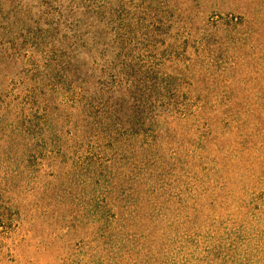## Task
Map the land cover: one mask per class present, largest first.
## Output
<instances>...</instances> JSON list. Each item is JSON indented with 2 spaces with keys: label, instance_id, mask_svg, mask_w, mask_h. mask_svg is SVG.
Listing matches in <instances>:
<instances>
[{
  "label": "trees",
  "instance_id": "16d2710c",
  "mask_svg": "<svg viewBox=\"0 0 264 264\" xmlns=\"http://www.w3.org/2000/svg\"><path fill=\"white\" fill-rule=\"evenodd\" d=\"M243 18L229 27L236 35L249 30L263 41L264 14ZM125 20L123 13L113 20L109 0H0L3 36L46 50L45 77L87 108L77 118L81 137L92 138L101 127L103 135H97L105 144L93 159L86 155L87 166L73 175L52 177L84 204L64 205L69 225L59 228L65 234L41 231L45 237H31L35 250L17 256L18 261L264 264V255L247 251L246 226L238 238L235 229L241 215L264 202V109L207 108L206 84L213 80L187 69L192 60L182 67L183 60L165 57L172 18L146 17L144 35L151 46L147 43L137 58L124 54L131 46L125 47V22L127 34L133 26ZM18 31L22 34H13ZM129 38L134 40V33ZM205 39L201 44L214 46ZM107 94L114 98L111 107L99 96ZM260 100L264 94L252 102ZM191 120L188 136L184 129ZM14 208L19 230L40 233L43 224L28 220L25 208ZM255 210L262 222L264 209ZM8 223L0 214V225ZM238 240L244 242L236 247ZM255 241L263 252L264 233Z\"/></svg>",
  "mask_w": 264,
  "mask_h": 264
},
{
  "label": "rangeland",
  "instance_id": "374dc122",
  "mask_svg": "<svg viewBox=\"0 0 264 264\" xmlns=\"http://www.w3.org/2000/svg\"><path fill=\"white\" fill-rule=\"evenodd\" d=\"M109 8L113 20L123 13L126 20L133 22L132 33L127 34L130 30L125 20L124 27L128 29L123 32L125 47L131 44L125 55L129 53L134 58L143 55L147 43L151 46L144 35L146 17L164 14L167 20L172 18V23L171 28L168 26L170 36L167 38L170 48L162 52L166 58L174 55L183 60L182 67L192 60L187 69L198 70L213 80L210 86L209 82L206 84L207 108L246 109L255 105L264 109V100L257 105L252 102L257 95L264 94V40L252 36L248 29L236 35L229 27L233 21L243 22V17L251 19L253 15L264 14V0H109ZM133 33L135 39L130 42L129 35ZM203 38L214 46H206V42L201 44ZM18 41L4 37L0 31V214L5 213L9 219L5 227L0 225V264H26L18 261L17 256L35 250L31 239L43 237L41 231L57 236L65 234L59 228L66 223L69 225L64 216L68 209L65 206L72 202L84 203L75 192L70 197L66 186H56L60 180L54 183L52 177L59 172L73 175L83 164V168L87 166L85 162L89 156L101 152L105 146L97 135L101 127L96 136L81 137L77 118L87 108L79 107L75 104L79 100L77 96L63 93L54 79L45 77L46 50ZM153 49L148 50L155 51ZM145 57L156 58L149 53ZM166 68L172 71L171 65ZM99 96L109 107L113 105L112 95ZM96 97L91 96L92 99ZM237 98L240 102L235 100ZM193 124L191 120L185 125L188 136L192 134ZM75 180L78 184L79 180ZM259 205L252 206L250 213L241 215L235 223L236 238L246 226L250 244H247V251L252 255H264V251L258 253L255 241L257 233H264V217L262 222L258 221L259 213L255 210L264 209V202ZM14 207L25 208L28 220L31 216L38 224H43L40 233L39 230H32V234L19 230L14 220ZM10 221L12 227L8 228ZM54 223L58 227L47 231L48 225ZM243 242L238 240L236 247Z\"/></svg>",
  "mask_w": 264,
  "mask_h": 264
}]
</instances>
